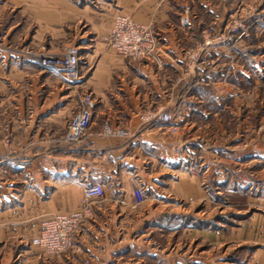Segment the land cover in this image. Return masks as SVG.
Masks as SVG:
<instances>
[{"label":"crops","instance_id":"1","mask_svg":"<svg viewBox=\"0 0 264 264\" xmlns=\"http://www.w3.org/2000/svg\"><path fill=\"white\" fill-rule=\"evenodd\" d=\"M178 4L100 0L93 5L85 0L78 5L59 0L52 6L43 0H0V264H141L144 250L154 256L148 250L160 247L146 237L151 223L165 209L178 212L163 206L171 204L170 196L205 207L210 203L203 176L223 151L216 140L207 151L201 122L208 114L216 116L222 103L216 93L224 85L221 49L213 38L216 45L204 48L194 67H187L184 53L203 40V28L222 20L219 9L200 1L203 13L213 19L207 23L191 8L190 25L182 26ZM14 11L18 18L10 19ZM31 16L39 27L34 31ZM65 20L87 26L71 38L82 60L76 83L36 64L28 50L15 46L37 44L44 32L48 39L46 33L52 31L51 39L57 41ZM124 20L150 30L157 42L153 57L129 59L104 41ZM77 88L90 92L96 106L85 134L68 143L62 137L77 110ZM207 89H214V97H207ZM208 104L214 111L206 109ZM161 112L172 113V122H159ZM104 122L121 135H103ZM197 168L203 172L195 173ZM91 182L101 183L105 194L80 221L74 249L50 255L33 244L55 217L85 212L81 187ZM139 187L146 199L134 207L133 190ZM256 213L246 225L232 226L230 237L216 228L188 231L212 245L247 244L244 264H264V215ZM169 254L162 263L174 264Z\"/></svg>","mask_w":264,"mask_h":264},{"label":"rangeland","instance_id":"2","mask_svg":"<svg viewBox=\"0 0 264 264\" xmlns=\"http://www.w3.org/2000/svg\"><path fill=\"white\" fill-rule=\"evenodd\" d=\"M43 1L52 6L59 2V0ZM62 1L82 5L85 0ZM90 1L95 5L100 0H88ZM178 1L179 4L184 3L189 6L190 16L192 8V11L198 13V16L207 23L213 17L203 13L199 2L209 3L216 7L214 9H219L216 13L219 14L222 22L209 24V27L203 28L202 34L208 36L203 37L199 44L204 43L206 38H211V40L216 38L219 41L217 45H220L219 52L222 56L219 61H223L219 76L224 85L220 91L217 88L216 93L217 97L222 98V103L216 106L219 111L217 115L208 114L207 119L203 120L201 125L205 134L202 142L206 143L207 151L216 140L223 152L217 155L220 160L217 159L216 164L210 166L203 176L202 187L207 190L211 199L210 203H206V207L203 202L188 204L184 199L177 197L173 200L169 195L171 204L163 203V206L178 212H170L164 207H159L158 209L165 210L156 218L157 223L152 222L151 225L158 224L166 231L175 230V233L173 235L162 233L163 230H155L150 225L147 229L150 232L146 237H151L160 247L148 250L156 253L157 258L156 255H146L147 250H144L140 257L143 259L141 264H164L161 259L166 256L167 252L170 253L169 257L173 259L174 264H244L249 253L247 244L237 245L226 241L221 245H212L202 239L198 232L190 233L188 230L216 228L223 237H230L232 226L246 225L254 212H257L256 216L264 215V0ZM16 13L17 11H14L8 16L10 19L14 16L18 18ZM34 17H30L32 31L39 28L37 23L35 24ZM81 20L79 25L75 24L76 26L69 24V20H65L61 29L57 31L58 34H62L56 38L57 41H52L51 38L55 36L52 31V33H46L48 39L45 38L44 32L43 41L37 44L23 43L15 44V46L28 50L26 53L31 55V59L45 55L60 57L64 46L77 45L71 41L75 33L87 28ZM20 29L19 25L13 29V32ZM213 45L216 44H210L204 48L209 51L213 49ZM231 63L236 64L238 68ZM81 66L82 60H80L77 82L81 79ZM77 89L78 91L74 94L75 98L81 92H88ZM214 92V89L212 91L207 89V97H214ZM206 109L212 112L215 106L208 104ZM194 172L202 173L203 171L197 168ZM170 182L169 180L168 183ZM166 188L168 187L162 186L161 189L166 191ZM171 215H190L193 221L187 226L170 227L169 225L175 222L169 219ZM183 230L185 232H182ZM167 242L168 248L161 251L162 247H166ZM240 242L241 240L238 243ZM143 245H146L145 241Z\"/></svg>","mask_w":264,"mask_h":264},{"label":"built area","instance_id":"3","mask_svg":"<svg viewBox=\"0 0 264 264\" xmlns=\"http://www.w3.org/2000/svg\"><path fill=\"white\" fill-rule=\"evenodd\" d=\"M179 21L182 26L190 25V8L188 5L179 4ZM208 35H205L206 37ZM104 41L122 56L138 60L151 58L154 56L156 39L148 28L138 25L135 22L124 20L118 23L105 37ZM204 43L198 44L196 48L185 51L187 67H194L200 57L201 51L205 46L211 44V38H206ZM80 53L75 44L63 47L60 57L45 55L43 57L32 58V61L57 71L65 80L76 83L79 79L78 70L80 65ZM77 110L70 117L63 140L68 143L76 142L81 139L89 128L92 120L96 101L90 92H81L76 97ZM157 120L161 123H170L173 114L161 112L157 115ZM101 132L106 136H119L122 131L113 128L108 122L102 124ZM82 192V213L70 216H57L52 219L40 232L37 237L32 239V243L38 245L42 250L50 255H60L75 247V235L79 229V223L90 215L89 206L98 205L105 194L104 186L98 182L85 183L81 187ZM134 203L137 207L145 200V193L142 188L133 190ZM87 263L88 260L85 259Z\"/></svg>","mask_w":264,"mask_h":264},{"label":"trees","instance_id":"4","mask_svg":"<svg viewBox=\"0 0 264 264\" xmlns=\"http://www.w3.org/2000/svg\"><path fill=\"white\" fill-rule=\"evenodd\" d=\"M193 217H191L190 215H171V217L169 219H173V221H175L174 223L170 224V227H182V226H187L188 224H190L193 219ZM208 226V225H207Z\"/></svg>","mask_w":264,"mask_h":264}]
</instances>
